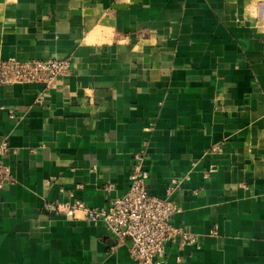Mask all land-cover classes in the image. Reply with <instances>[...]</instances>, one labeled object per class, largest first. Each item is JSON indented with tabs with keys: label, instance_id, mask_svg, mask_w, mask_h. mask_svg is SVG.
<instances>
[{
	"label": "crops",
	"instance_id": "0c3cea01",
	"mask_svg": "<svg viewBox=\"0 0 264 264\" xmlns=\"http://www.w3.org/2000/svg\"><path fill=\"white\" fill-rule=\"evenodd\" d=\"M9 57L71 68L0 84V264H137L102 221L49 206L103 207L138 154L196 237L166 264H264V0H0Z\"/></svg>",
	"mask_w": 264,
	"mask_h": 264
},
{
	"label": "built area",
	"instance_id": "2783aa9c",
	"mask_svg": "<svg viewBox=\"0 0 264 264\" xmlns=\"http://www.w3.org/2000/svg\"><path fill=\"white\" fill-rule=\"evenodd\" d=\"M71 63L67 58H45L21 60L9 57L0 60V84H38L50 87L52 81L68 73ZM3 109L0 106V111ZM12 117L13 111L9 109ZM218 146L211 152H218ZM34 151V149H31ZM12 147L6 139L0 140V201L1 191L7 184L15 182L10 165L5 158L12 153ZM142 157L136 156L129 175V185L119 196L110 198L103 207L90 208L76 200L67 205H50L69 217L82 214L89 221H102L105 229L114 237L116 243L125 244L129 255L137 264H166V242L180 235L183 243H196V237L181 228L174 227L171 218L181 209L180 206L166 197L152 195L148 190L149 173L143 167ZM175 179L171 180L167 194L172 192ZM108 183L106 189H112ZM62 208V209H61ZM211 234L216 233L213 228Z\"/></svg>",
	"mask_w": 264,
	"mask_h": 264
}]
</instances>
